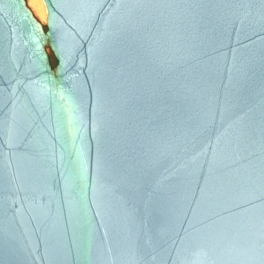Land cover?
Listing matches in <instances>:
<instances>
[{
	"label": "water",
	"instance_id": "obj_1",
	"mask_svg": "<svg viewBox=\"0 0 264 264\" xmlns=\"http://www.w3.org/2000/svg\"><path fill=\"white\" fill-rule=\"evenodd\" d=\"M0 0V264H264V0Z\"/></svg>",
	"mask_w": 264,
	"mask_h": 264
},
{
	"label": "rangeland",
	"instance_id": "obj_2",
	"mask_svg": "<svg viewBox=\"0 0 264 264\" xmlns=\"http://www.w3.org/2000/svg\"><path fill=\"white\" fill-rule=\"evenodd\" d=\"M38 1V3H39V6H40V9H41V12H40V10H39V13L37 12V10L35 9L36 7L33 5V4H31L32 3V1L30 0V1H28V0H26V3H27V5L30 7V9L32 10V12L38 17V19L41 21V22H44V18H45V8H44V4H43V1L42 0H37ZM31 2V3H30ZM29 4H31V5H29ZM33 6L35 7V8H33ZM36 10V11H35ZM40 16V17H39Z\"/></svg>",
	"mask_w": 264,
	"mask_h": 264
},
{
	"label": "bare ground",
	"instance_id": "obj_3",
	"mask_svg": "<svg viewBox=\"0 0 264 264\" xmlns=\"http://www.w3.org/2000/svg\"><path fill=\"white\" fill-rule=\"evenodd\" d=\"M28 1H30V0H28ZM31 1H32V3H31V2H30V3L33 4V5L36 7V8H35V7L33 6V8H35V9L37 10L38 13H39V10H40V12H41V9H40V6H39L38 1H37V0H31ZM31 4H29V5H31ZM36 10H35V11H36ZM39 17H40V16H39Z\"/></svg>",
	"mask_w": 264,
	"mask_h": 264
}]
</instances>
